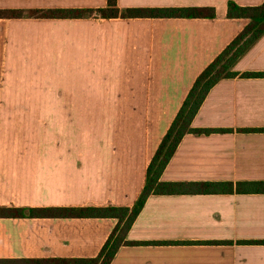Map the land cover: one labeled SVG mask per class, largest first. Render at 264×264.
Instances as JSON below:
<instances>
[{
    "label": "crops",
    "instance_id": "0c3cea01",
    "mask_svg": "<svg viewBox=\"0 0 264 264\" xmlns=\"http://www.w3.org/2000/svg\"><path fill=\"white\" fill-rule=\"evenodd\" d=\"M215 18L0 19V207H132L200 73L248 25ZM107 0H0V10L100 9ZM234 71L264 73V36ZM163 182H264V77L212 88ZM116 219L0 218V260L99 255ZM111 264H264V193L151 196Z\"/></svg>",
    "mask_w": 264,
    "mask_h": 264
},
{
    "label": "trees",
    "instance_id": "16d2710c",
    "mask_svg": "<svg viewBox=\"0 0 264 264\" xmlns=\"http://www.w3.org/2000/svg\"><path fill=\"white\" fill-rule=\"evenodd\" d=\"M215 18L216 10L208 8L120 9L117 0H107V7L100 9H36L0 10V19H81V18ZM229 19H247L248 25L207 66L195 80L180 111L163 137L147 169L145 187L132 207H0V218H94L116 219L111 233L99 255L95 258L76 259H21L0 260V264H111L123 245H136L127 241L132 225L151 196L217 193H264V182L250 183H190L163 182L161 176L174 156L183 138L188 134L211 135L224 132L215 129L192 127L194 118L214 86L224 79L264 77V73L239 74L236 63L264 36V2L259 6H239L228 3Z\"/></svg>",
    "mask_w": 264,
    "mask_h": 264
}]
</instances>
